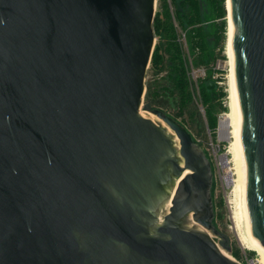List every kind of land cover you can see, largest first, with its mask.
Segmentation results:
<instances>
[{
  "label": "water",
  "instance_id": "95a60500",
  "mask_svg": "<svg viewBox=\"0 0 264 264\" xmlns=\"http://www.w3.org/2000/svg\"><path fill=\"white\" fill-rule=\"evenodd\" d=\"M156 6L0 0V264H241L222 251L207 151L165 111L142 112ZM230 10L264 248V0Z\"/></svg>",
  "mask_w": 264,
  "mask_h": 264
},
{
  "label": "rangeland",
  "instance_id": "374dc122",
  "mask_svg": "<svg viewBox=\"0 0 264 264\" xmlns=\"http://www.w3.org/2000/svg\"><path fill=\"white\" fill-rule=\"evenodd\" d=\"M167 2L170 11L174 17L175 25L178 27L177 14L180 11L182 15L187 12V8L183 6L184 0H157L156 19L163 13L162 5ZM202 12V26L205 31L209 55L212 57V62L209 67L195 66V57L190 50L186 34L179 28L181 41L184 46V52L189 66V74L192 82L195 97L199 95L198 85L200 81H205L209 90L214 92L216 96L223 95V97L216 102V115L219 123L215 132L210 131L205 109L199 104V117L194 126V134L196 140L202 144L207 151L210 161L214 167L215 174V202H216V217L217 227L221 233L229 237L231 247L238 248L241 251V258L237 260L231 252H227L220 245V238H215L219 246L229 254L234 260L241 264H260L258 262L259 256L256 252L250 251L242 245V234H244L243 225L239 226L238 219V200L235 193L234 186L228 183L227 177L231 168L230 162L233 160L232 148V134L230 129L222 130L221 123L225 121L231 113V87H230V65L227 54V34H228V4L225 2V9L227 15L224 19H218L213 14L209 0H199ZM225 23L224 32H218L220 26ZM220 37V44H217V39ZM160 43V37L156 34V45ZM156 47V46H155ZM165 73L156 75L151 64L146 78V95L149 94L148 86H155L157 82L162 80ZM145 95L144 106L142 112L149 115V110L146 108L148 104ZM198 99V98H197ZM198 101V100H197ZM199 103V102H198ZM152 109H161L166 111L169 115L172 113V105L169 108H163L159 104L153 103ZM191 127V119L188 118ZM235 194V196H234ZM237 209V211H236ZM238 220V221H237ZM240 227V228H239Z\"/></svg>",
  "mask_w": 264,
  "mask_h": 264
},
{
  "label": "trees",
  "instance_id": "16d2710c",
  "mask_svg": "<svg viewBox=\"0 0 264 264\" xmlns=\"http://www.w3.org/2000/svg\"><path fill=\"white\" fill-rule=\"evenodd\" d=\"M209 2L215 17L224 19L227 15L225 9L226 0H209ZM183 6L188 10L184 15L180 11L178 12V27L175 25L174 17L167 2L162 5L163 13H160V17L155 19L154 27L156 34L160 37V43L155 47L151 66L157 76L163 73L165 75L155 86H148L149 94L146 95L148 102L146 108L152 109L151 106L156 102L159 106L166 109L172 105L173 112L170 113L171 116L185 125L196 139L193 128L199 117V104L205 109L210 131L215 132L219 123L216 115V102L223 95L216 96L214 92L209 90L205 81H200L198 99L195 97L184 46L178 29L180 28L186 34L190 50L195 57V66L209 67L213 59L209 55L207 39L202 26V12L199 0H184ZM224 30L225 23L220 26L218 32H224ZM220 40L219 37L217 44H220ZM188 118L191 119V127ZM213 195L215 199V184ZM216 221L217 217L215 224ZM230 252L237 260H240V249L231 247Z\"/></svg>",
  "mask_w": 264,
  "mask_h": 264
},
{
  "label": "bare ground",
  "instance_id": "6f19581e",
  "mask_svg": "<svg viewBox=\"0 0 264 264\" xmlns=\"http://www.w3.org/2000/svg\"><path fill=\"white\" fill-rule=\"evenodd\" d=\"M228 4V38H227V54L230 65V87H231V113L227 119L221 123L222 130L230 129L232 134V148L233 160L230 162L231 168L228 170L229 175L227 177L228 183L234 186V191L237 195V208H238V219L239 226L243 225L244 234H242V245L250 251L256 252L259 256L258 262L264 264V248L258 244L252 238L251 222L248 214L247 203H246V189H247V171L245 157L242 146V116L238 102L235 77H234V57L232 51V40H233V23L231 20L230 0H227ZM153 117V116H151ZM154 118V117H153ZM235 196V194H234ZM237 211V209H236ZM238 221V220H237ZM240 226V227H241ZM239 227V228H240ZM223 253L229 256L222 249ZM231 257V256H229ZM232 258V257H231ZM233 259V258H232Z\"/></svg>",
  "mask_w": 264,
  "mask_h": 264
}]
</instances>
